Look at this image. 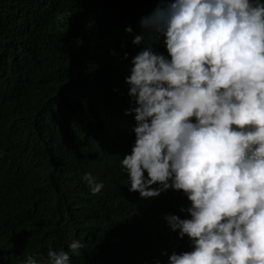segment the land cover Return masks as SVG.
Here are the masks:
<instances>
[{"label":"trees","instance_id":"1","mask_svg":"<svg viewBox=\"0 0 264 264\" xmlns=\"http://www.w3.org/2000/svg\"><path fill=\"white\" fill-rule=\"evenodd\" d=\"M161 2L0 0V264L44 261L73 239L86 246L71 264L167 263L162 252L189 250L164 219L190 218L182 191L141 199L119 163L135 142L125 77L144 45L131 41Z\"/></svg>","mask_w":264,"mask_h":264},{"label":"clouds","instance_id":"2","mask_svg":"<svg viewBox=\"0 0 264 264\" xmlns=\"http://www.w3.org/2000/svg\"><path fill=\"white\" fill-rule=\"evenodd\" d=\"M139 27L125 77L135 142L120 167L141 199L182 191L190 217H164L189 250L147 264H264V0H162ZM82 180L92 195L105 186ZM85 246L23 264H71Z\"/></svg>","mask_w":264,"mask_h":264}]
</instances>
